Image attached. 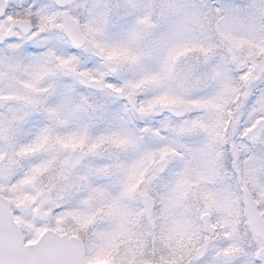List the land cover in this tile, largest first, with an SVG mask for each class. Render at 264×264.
Instances as JSON below:
<instances>
[{"label": "snow or ice", "instance_id": "1", "mask_svg": "<svg viewBox=\"0 0 264 264\" xmlns=\"http://www.w3.org/2000/svg\"><path fill=\"white\" fill-rule=\"evenodd\" d=\"M0 264H264V0H0Z\"/></svg>", "mask_w": 264, "mask_h": 264}]
</instances>
